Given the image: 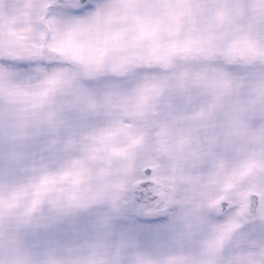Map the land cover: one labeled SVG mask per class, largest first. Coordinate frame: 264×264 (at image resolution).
Here are the masks:
<instances>
[{
    "label": "rangeland",
    "instance_id": "rangeland-1",
    "mask_svg": "<svg viewBox=\"0 0 264 264\" xmlns=\"http://www.w3.org/2000/svg\"><path fill=\"white\" fill-rule=\"evenodd\" d=\"M259 2L111 0L112 13L107 18L101 13L92 26L114 34L121 52L155 67L161 85L144 90L143 110L134 114L133 123L125 130L134 138L121 140L120 147L108 149L110 154L103 166L97 165V157L105 149L90 141L95 130L79 126L97 114L103 101L92 94L97 107L86 106L82 78L65 79L51 96L50 108L42 106L19 113L20 131L11 142L5 141L3 127L17 126L16 114L10 113L0 122V264H69L65 253L77 251L67 242L43 238L49 213L39 205H29L27 187L17 190L34 161L40 166L30 147L34 138L50 141L47 148L63 153L67 162L82 165L78 184L84 185L90 178L102 181L99 188L84 190L85 198L90 191L92 202L108 201L116 189L130 182L140 165L152 166L156 162L151 157L154 147L163 144L173 162V180L183 187V210L199 211L200 205L214 200L221 189L241 201L246 188L264 198V166L260 163L264 159V61L258 60L264 47L260 27L264 16L248 6L254 3L259 7ZM62 23L48 16L44 0H0V49L20 55L21 48L27 47L24 37L38 31L58 34ZM227 56L232 58L229 63L225 62ZM0 75L4 77L0 100L20 104L30 98L24 82L11 80L7 72ZM107 107L112 119L130 114L125 104L113 101ZM3 111L0 106V113ZM154 111L160 125L151 134L147 125ZM194 117H200L199 138L195 130L189 132ZM202 117L208 123H203ZM239 117L243 119L240 125L230 123L231 118ZM260 117L261 132L256 122ZM250 127L257 134L247 133L245 140L231 133L234 130L240 134ZM258 146L259 156L255 154ZM81 150L90 151L89 159H76ZM241 155L242 163L256 162V169L241 167L234 161ZM164 168L157 164L159 174H169ZM244 172L247 182L240 181ZM100 246L110 247L107 242ZM101 264H107V258Z\"/></svg>",
    "mask_w": 264,
    "mask_h": 264
},
{
    "label": "snow or ice",
    "instance_id": "snow-or-ice-1",
    "mask_svg": "<svg viewBox=\"0 0 264 264\" xmlns=\"http://www.w3.org/2000/svg\"><path fill=\"white\" fill-rule=\"evenodd\" d=\"M48 16L62 21L60 32L44 35L42 31L24 37L27 47L20 55L0 49V73L24 82L30 97L23 103L0 100L4 111L0 122L16 114L17 126L3 127L6 142L20 131L19 113L36 107H51L50 98L69 77L82 78L87 92L86 106L96 109L95 99L103 101L97 114L80 123L94 129L91 144L102 151L97 165L103 166L108 149L120 147L121 140H131L126 129L136 112L145 104L144 90L159 87L155 67L134 60L121 52L116 36L98 31L92 22L101 13L107 18L113 11L111 0H44ZM43 6V5H42ZM250 10L264 16V0ZM143 11V9H139ZM264 33V20L261 21ZM63 48V51L57 49ZM225 57V62H231ZM259 61H264V47ZM92 73V75H86ZM4 82L0 75V84ZM133 97L127 100L126 97ZM113 101L127 106L129 115L112 119L107 115ZM143 123V122H141ZM50 141L34 138L30 146L34 161L29 175L17 185L27 187L29 205H39L49 215L42 236L52 242H67L75 252H67L69 264H264V198L254 194L245 207L234 195L219 190L214 200H205L199 211L183 210L172 202L169 181L149 165H140L118 197L105 202H92L84 190L99 188L102 181L89 179L77 183L82 165L61 152L46 147ZM90 151L81 150L76 159H89ZM244 157L234 161L242 163ZM264 166V159L260 161ZM244 169L242 168V171ZM107 242L110 247L100 245Z\"/></svg>",
    "mask_w": 264,
    "mask_h": 264
},
{
    "label": "flooded vegetation",
    "instance_id": "flooded-vegetation-1",
    "mask_svg": "<svg viewBox=\"0 0 264 264\" xmlns=\"http://www.w3.org/2000/svg\"><path fill=\"white\" fill-rule=\"evenodd\" d=\"M141 118H143V117H141ZM159 118L160 117H151L150 118L149 124L147 125V130L151 134H155L157 132V130L159 128V125H160ZM199 118L200 117H194V120L192 121V129H190V131H189V132H191V131L195 130L196 131L195 135L198 138L200 137V134L198 132L199 131V128L201 130V127L199 126V122H198L199 121ZM143 119H145V118H143ZM202 119H203L202 120L203 123H205V124L208 123L207 119H205L204 117H202ZM242 120L243 119L240 118V117L239 118H234V119L231 118L230 123L239 124L240 125V122H243ZM256 122L259 123V125H260V132H261L262 117L257 118L256 119ZM142 129L143 130H141V132H143L145 130V125L142 127ZM243 129H244V127H243ZM141 132H138L137 135L141 134ZM231 133L232 134H235L236 133L237 134L236 136L238 138H240V139H241L242 136H244L242 138L244 140H245V136L247 135V133L250 136H252V135L255 136L257 134L256 129L253 131L251 127L248 130H245L244 132H242L240 134H239V132H234V130H231ZM242 143H243V141H242ZM260 146H258V151L255 152V154H257L258 156H259V152H260ZM132 150H133V148L131 149V151ZM114 154H116V153H114ZM152 156H153L154 160L156 161L152 166L157 170L158 174H159V170L157 169V164L161 165L162 168L165 167L164 168V171L168 169L169 174L168 173L166 174V172L163 171L166 175H161V174H159V175L169 181L168 187L170 188V190L172 192V202L175 203V204H177V205H180L181 206V204L183 202V199H184V198H182V195H183V187H182V185L179 182L173 180V174H171L173 172V162H170V160H169L170 152H169L168 147L165 146L164 144L163 145H160V147L159 146L154 147V151L151 154V157ZM240 166L241 167H247V166H249V167H252V168H255L256 169L257 163L254 162V163H251V165H248V164H245V163H240ZM236 177L239 178V174ZM248 179L249 178L246 176V173L245 172L240 177V181L241 182H247ZM236 183H238L237 180H236ZM225 185H226V183H225ZM247 190L248 189L246 188L242 192V196H241L242 197V201H243L244 193ZM116 198H118V197L114 194V195H112V197L109 200H113V199H116ZM243 203H244V201H243Z\"/></svg>",
    "mask_w": 264,
    "mask_h": 264
},
{
    "label": "water",
    "instance_id": "water-1",
    "mask_svg": "<svg viewBox=\"0 0 264 264\" xmlns=\"http://www.w3.org/2000/svg\"><path fill=\"white\" fill-rule=\"evenodd\" d=\"M153 117H157V113L155 112L153 114ZM254 194H258L262 197V195L260 193H257L255 191H252V190H247L244 194V200H245V207L248 206V204L250 203V201L252 200V197Z\"/></svg>",
    "mask_w": 264,
    "mask_h": 264
}]
</instances>
